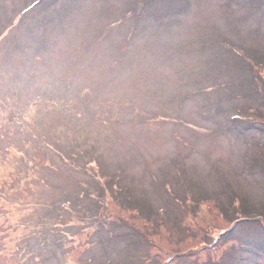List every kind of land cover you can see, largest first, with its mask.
<instances>
[{
	"label": "rangeland",
	"instance_id": "374dc122",
	"mask_svg": "<svg viewBox=\"0 0 264 264\" xmlns=\"http://www.w3.org/2000/svg\"><path fill=\"white\" fill-rule=\"evenodd\" d=\"M260 69L264 0H0V264H264Z\"/></svg>",
	"mask_w": 264,
	"mask_h": 264
},
{
	"label": "trees",
	"instance_id": "16d2710c",
	"mask_svg": "<svg viewBox=\"0 0 264 264\" xmlns=\"http://www.w3.org/2000/svg\"><path fill=\"white\" fill-rule=\"evenodd\" d=\"M253 55H248L247 56V59H248V62L249 61H251V62H249L250 64L253 62V63H255L257 60H255L254 58L255 57H252ZM251 58H253V60L251 59ZM252 63V64H253ZM257 77H258V80L264 85V69H260L259 71H258V75H257Z\"/></svg>",
	"mask_w": 264,
	"mask_h": 264
}]
</instances>
